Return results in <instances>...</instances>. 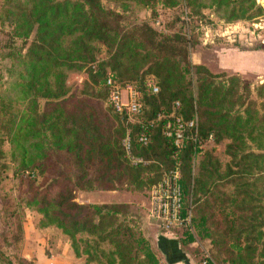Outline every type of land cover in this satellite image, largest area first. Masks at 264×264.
<instances>
[{
  "label": "trees",
  "instance_id": "16d2710c",
  "mask_svg": "<svg viewBox=\"0 0 264 264\" xmlns=\"http://www.w3.org/2000/svg\"><path fill=\"white\" fill-rule=\"evenodd\" d=\"M112 1L114 7L104 0H0V24L11 25L10 42L21 39L1 102L15 98L24 104L0 119V129L12 145L26 204L42 213V225L54 224L68 235L74 253L86 254L83 264L95 258L88 245H80L83 232L112 243L102 264H163L143 231L142 214L138 225L131 213L133 203L80 202L77 191L149 189L175 161L172 141L163 134L165 119L197 112L199 133L212 139L202 154L193 143L178 153L183 213L190 215L178 242L208 239L207 264H264V81L254 84L237 72L192 62L196 39L190 25L162 32L147 21L129 22L132 2L154 9L158 2L175 6L180 0ZM202 1L193 0L195 11ZM208 1L217 11L223 8L225 21L262 11L255 0ZM191 14L186 12L184 24ZM84 68L89 86L100 88L110 71L122 84L141 88L140 117L154 123L146 144L135 138L140 123H131V140L133 153L147 163L133 165L124 157L127 123L121 115L71 91L67 72ZM222 143L230 163L216 153Z\"/></svg>",
  "mask_w": 264,
  "mask_h": 264
},
{
  "label": "rangeland",
  "instance_id": "374dc122",
  "mask_svg": "<svg viewBox=\"0 0 264 264\" xmlns=\"http://www.w3.org/2000/svg\"><path fill=\"white\" fill-rule=\"evenodd\" d=\"M104 2L114 7L112 0H104ZM193 0H180L175 6H165L158 2L154 9L142 4L131 3L129 14V22L147 21L154 25L159 31L172 32L191 27L194 31L196 42L190 47V59L192 62L209 61V66L214 72L223 70L217 68L214 63V57L211 50L205 48L206 43L211 42L209 37L216 42L230 43L233 30L237 33L245 35L253 33H263V27H254L253 22H262L264 17V7L262 11L251 18H235L232 21H225L220 17L223 14V8L218 10L214 7V3L208 0L195 4L199 5L198 11H195ZM246 2V1H245ZM256 4H259L255 0ZM193 5V6H192ZM192 11V19L190 24L183 22L186 12ZM216 10V11H215ZM222 16V15H221ZM231 23L232 25H228ZM237 29V30H236ZM253 29V31H252ZM11 25L8 23L0 24V94L6 88V81L15 66V50L21 49V39H11ZM251 31V33H249ZM205 32H208L207 34ZM209 37L206 39L205 36ZM233 38V37H232ZM207 40V41H206ZM212 44V43H208ZM101 50L98 57L106 56L104 47L100 45ZM25 50L22 49V52ZM18 51V50H17ZM205 57V58H203ZM10 69V70H9ZM226 74L231 72L224 70ZM251 83L257 84L264 80H258L247 76H242ZM66 82L71 91L77 95H90L91 98L101 101L103 108L110 109L105 93L104 85L99 87L89 86L86 69L73 70L67 72ZM92 90L94 93H92ZM254 94V92H253ZM23 103L15 98L7 99L1 102L0 95V119L8 117L11 112L21 110ZM125 124L127 123L124 119ZM127 127L130 124H126ZM0 139L3 144V156L0 160V264H83L86 254L77 256L70 245V239L67 234L61 231V228L54 224L42 225L40 218L42 213L39 212L34 205H27L25 197L27 193L18 187V175L14 173L16 161L12 155V145L8 141L2 129H0ZM223 164L230 163V157L224 151V144H220L216 150ZM264 173V172H263ZM39 180V179H38ZM226 191L232 193L233 183H228ZM148 187L143 191H136L127 188L126 185L120 186L117 190H78L77 200L80 202H107V201H123L131 202L136 207L131 210L135 214L134 219L138 224L139 216L144 233L151 239L152 245L165 264V257L161 253L163 247L164 252L170 257L177 256L176 245L181 244L178 238L183 228H174L172 230L162 229L150 216L148 210L147 199ZM139 225V224H138ZM82 238L81 246L88 245L94 254V259L90 264H102L100 260L104 259L105 254L113 249L112 243L107 240H100L95 234L86 232L79 233ZM192 244V245H191ZM181 249H189L192 253L195 264H200L205 257V251L209 254L210 242L208 239L196 240L190 244L182 245Z\"/></svg>",
  "mask_w": 264,
  "mask_h": 264
},
{
  "label": "built area",
  "instance_id": "2783aa9c",
  "mask_svg": "<svg viewBox=\"0 0 264 264\" xmlns=\"http://www.w3.org/2000/svg\"><path fill=\"white\" fill-rule=\"evenodd\" d=\"M256 1L264 7V0ZM228 25L232 24L228 23ZM253 25L254 27L259 26L264 29V17L262 22H253ZM233 29L235 28H232L231 31L235 32ZM205 33L207 34L208 32ZM208 37V35L205 36L206 39ZM209 40L211 41L212 38L209 37ZM146 85L153 92L158 90V86L153 79H148ZM104 86L106 88L107 101L112 110L121 115L128 124L139 122L140 129L136 132L135 138L140 143L146 144L149 140L148 129L154 122L152 119L144 120L140 117L144 104L139 85L131 82L122 84L115 78L112 72L108 71L104 77ZM174 105L178 108L180 102L175 101ZM157 116L162 117L160 113ZM163 134L172 141L175 161L173 166L164 171L159 179L153 182L148 189V210L149 216L162 229L172 230L190 225L189 212L183 213V195L180 183V160L177 158L178 153L187 144L193 143L195 152L202 154L206 149L207 143L212 139V135L199 133L197 112L188 119L174 114L167 117L163 123ZM131 135L132 129L128 126L122 138L124 157L133 165L147 163L148 160L133 153ZM204 255L205 257L200 264H207L209 254L205 251ZM50 264L54 263L50 262Z\"/></svg>",
  "mask_w": 264,
  "mask_h": 264
},
{
  "label": "crops",
  "instance_id": "0c3cea01",
  "mask_svg": "<svg viewBox=\"0 0 264 264\" xmlns=\"http://www.w3.org/2000/svg\"><path fill=\"white\" fill-rule=\"evenodd\" d=\"M228 38L231 39L230 43L216 42L213 44L214 40H211L208 43L212 44L206 43L204 46L211 50L215 66L221 70L237 72L242 76L258 79L259 81L264 80V32H252V34L245 35L235 31ZM198 62L207 65L211 69L209 64L212 63H209V61ZM175 247L177 256L174 259L164 252L163 247L161 248V253L166 259L165 264H195L189 249H181V246H177L176 243Z\"/></svg>",
  "mask_w": 264,
  "mask_h": 264
}]
</instances>
